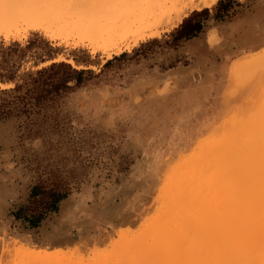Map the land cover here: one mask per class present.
<instances>
[{
	"label": "rangeland",
	"instance_id": "rangeland-1",
	"mask_svg": "<svg viewBox=\"0 0 264 264\" xmlns=\"http://www.w3.org/2000/svg\"><path fill=\"white\" fill-rule=\"evenodd\" d=\"M66 1H51L63 6H57L60 17L79 10L95 11L98 18L107 14V0ZM214 6L187 15L214 11ZM186 17L137 43L138 36L129 31L114 35L97 50L63 43L60 28L52 29L55 39L41 32L0 38V76H19L7 84L0 78V102L12 100L3 93L23 83L24 75L52 64L85 72L80 85L70 84L73 90L29 115L2 122L9 124L11 137L0 144V179L15 176L27 186L18 201L10 202L11 214L0 218V264H163L169 254L180 258L166 264H192L195 235L207 231L209 223L219 224L228 204L220 177L226 140L247 137L246 145L264 128V44L223 52L228 44L221 32L215 30L210 44L205 29L197 43L179 42L175 33ZM116 43L121 51L102 52ZM245 60L242 69L237 66ZM183 101L188 118L178 124ZM163 110L177 111L159 115ZM250 143L245 153L253 148ZM35 185L43 190L34 203L38 210H45L50 191L68 195L57 212L30 229L10 215L28 204ZM57 227L56 238L42 235Z\"/></svg>",
	"mask_w": 264,
	"mask_h": 264
},
{
	"label": "bare ground",
	"instance_id": "bare-ground-1",
	"mask_svg": "<svg viewBox=\"0 0 264 264\" xmlns=\"http://www.w3.org/2000/svg\"><path fill=\"white\" fill-rule=\"evenodd\" d=\"M51 1L54 2V0H50V2L46 0H0V38L8 41L26 37L30 32H41L55 39L54 35H51L52 29L60 28L65 34L64 37H60L63 43L72 41L75 45L89 46L97 50V44L99 46L114 35H122L128 31L129 36H138V39L134 41L135 43L140 39L145 40L147 37H155L158 34V27L181 23L183 17L187 16L189 11L211 8L220 0H107L105 3L107 14L102 18H98L95 11L90 12L89 10H84V12L79 10L80 14L73 15L71 13L70 16L60 17L57 11H60L58 7L61 4L57 3V6H59L54 7L56 2H52V4ZM124 6H129V9ZM63 10L65 9L63 8ZM115 50L121 51L118 43L111 46L110 49L105 48L102 52L111 55ZM246 62V60L239 61L237 66L244 67ZM252 62L254 61L252 60ZM253 113L255 116L257 112ZM260 117L262 118V116ZM257 134L256 139L254 138L255 141L252 138L249 140L248 137V140L254 144L252 143L253 150L250 149L251 152L246 149L247 153H245V148L251 144L249 142L248 145L246 144L247 146L244 145L247 137L242 135V137H245L244 140L240 137H229L226 140V142L228 141V147L225 149L226 152L223 153L225 155H222V157L225 156L224 159L226 160L224 168H222L225 169V171L222 170V173H225L220 176L223 179L222 189L224 192L221 189V193H224L223 202H227L229 205L236 204V207L232 208L226 203L228 207L225 208L224 203L223 208L225 209L222 210L224 215L220 214L223 218L219 217L222 221L219 219V224L212 222L214 226L209 223L207 231L204 230L201 234L195 235L191 243L193 246H191L192 255L189 257L190 263L200 264L205 261L207 264H264V128H260ZM232 136L234 135L232 134ZM233 138L238 141L236 140L237 143L236 141L231 142L232 145L229 146V140H233ZM249 147L250 145L247 148ZM234 156L236 159H234ZM224 159L222 160L225 162ZM246 186L251 187L252 191ZM246 190L251 194L254 192L251 197L249 194L246 195ZM67 207L65 205L63 209L66 210ZM227 209L230 211H227ZM229 213L234 215H229ZM172 247L162 246V248H169L168 250ZM177 247L182 250L185 246ZM202 251L204 253L201 260L199 255ZM171 255L166 256L168 261L165 257L163 258V264L172 262L171 259L176 261L174 259L180 258L179 256L175 257L176 255H173L175 257L173 258ZM205 255L206 259H204Z\"/></svg>",
	"mask_w": 264,
	"mask_h": 264
},
{
	"label": "trees",
	"instance_id": "trees-1",
	"mask_svg": "<svg viewBox=\"0 0 264 264\" xmlns=\"http://www.w3.org/2000/svg\"><path fill=\"white\" fill-rule=\"evenodd\" d=\"M222 2L218 3V7L222 5ZM209 16V10L194 12L188 19L184 20L181 27L175 33L177 40L181 42L197 37L203 31L202 22L207 21ZM201 17H203L202 20L200 19ZM216 17L217 20L221 21L222 18L218 17V13ZM22 61L23 57L20 59V62ZM20 68L21 65H19ZM84 74V71L74 70L68 64L55 63L35 74L24 75L22 79L23 83H18L14 90L4 91L3 94L13 96V98L12 100H1L0 122L21 115H29L36 108L44 105L45 102L58 99L62 94L73 90L70 86L71 83L75 82L76 85H80ZM17 77H19L17 72L8 78L0 76L4 84L15 81ZM42 192L43 190L40 186L35 185L31 190L28 204L20 206L12 214L17 221L27 224L30 229L39 228L49 213L57 212L59 203L66 199L68 195L59 191H50L48 193L50 201L46 202V208L42 211L34 208V203L43 194Z\"/></svg>",
	"mask_w": 264,
	"mask_h": 264
},
{
	"label": "crops",
	"instance_id": "crops-1",
	"mask_svg": "<svg viewBox=\"0 0 264 264\" xmlns=\"http://www.w3.org/2000/svg\"><path fill=\"white\" fill-rule=\"evenodd\" d=\"M220 1L223 2L222 5L218 7V3ZM220 1L214 6V11L210 10L209 19L205 22H202L203 31L204 29L206 30L207 43L211 44L214 41L213 39L216 30L218 32H221L224 38L223 41L228 44L227 48L223 52L240 53L246 49H256L264 44V0ZM217 13L218 17L222 18L221 21L217 20ZM190 16L191 15H187L185 19H188ZM198 36H200V34ZM197 40L198 37H195L193 39L186 40L185 42L197 43ZM201 59L202 58L198 57L199 62H202ZM210 67L211 69H215V64H211ZM18 70H20L19 67ZM178 106L179 112L181 110L185 112L183 116L178 117L177 121L179 124L180 122L186 120L188 118V115H185L186 106L184 101L180 102ZM176 111L177 110H163L159 112V115H168L175 113ZM159 115H157L158 119H161V117L159 118ZM167 117L168 116H166L165 120L171 119L170 117ZM156 127L159 128L160 124ZM8 135L11 137V128L9 124L0 122V144L8 141ZM16 181L17 179L15 178V176L13 178L5 180L0 179V218L7 216V213L11 214L10 202L18 201L21 193L24 192L23 188L27 186V183H23V185H20L18 181V184H16ZM63 215H65V212ZM10 217L15 219L12 215H10ZM95 217H90V221H94L96 219ZM64 223H66L67 226L69 224V220L65 221ZM59 228L57 227L55 229H52L51 232H42V235L48 238V233H50V236H55L56 238L58 234L57 230Z\"/></svg>",
	"mask_w": 264,
	"mask_h": 264
},
{
	"label": "snow or ice",
	"instance_id": "snow-or-ice-1",
	"mask_svg": "<svg viewBox=\"0 0 264 264\" xmlns=\"http://www.w3.org/2000/svg\"><path fill=\"white\" fill-rule=\"evenodd\" d=\"M107 71V70H106Z\"/></svg>",
	"mask_w": 264,
	"mask_h": 264
}]
</instances>
